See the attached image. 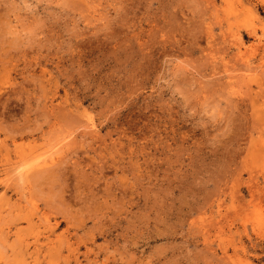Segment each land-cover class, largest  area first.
I'll return each mask as SVG.
<instances>
[{"label": "rangeland", "instance_id": "obj_1", "mask_svg": "<svg viewBox=\"0 0 264 264\" xmlns=\"http://www.w3.org/2000/svg\"><path fill=\"white\" fill-rule=\"evenodd\" d=\"M59 263L264 264V0H0V264Z\"/></svg>", "mask_w": 264, "mask_h": 264}, {"label": "bare ground", "instance_id": "obj_2", "mask_svg": "<svg viewBox=\"0 0 264 264\" xmlns=\"http://www.w3.org/2000/svg\"><path fill=\"white\" fill-rule=\"evenodd\" d=\"M214 2H215V1H214ZM211 3H212V2H211ZM229 3H230V2H229ZM208 4H209V6H210V1H209ZM213 4H215V3H213ZM213 4H211V5H213ZM218 4H219V3H218ZM204 5H205V4H204ZM221 5H222V4H221ZM207 6H208V5H207ZM207 6H206V7H207ZM222 7H223V5H222ZM217 9H218V8H217ZM212 10L217 11V10H216V7H215V9H212ZM219 10H220V8H219ZM219 10H218V11H219ZM229 10H230V9H229ZM260 10H261V9H260ZM227 11H228V10H227ZM221 12H222V11H221ZM209 13H210V12H209ZM217 13H218V12H217ZM227 13H228V12H227ZM260 13H261V12H260ZM210 15H212V13H211ZM213 15H214V14H213ZM213 15H212V16H213ZM215 15H217V14H215ZM215 15H214V16H215ZM224 15H225V14H224ZM224 15H223V16H224ZM226 15H227V14H226ZM212 16H210V17H212ZM223 16L221 15L220 18L223 17ZM227 16H228V15H227ZM227 16H226V17H227ZM215 17H216V16H215ZM215 17H214V18H215ZM214 18H213V19H214ZM220 18H219V20H221ZM216 19H217V18H216ZM224 19H225V18H224ZM223 22H224V21H223ZM217 23H218V22H217ZM239 28H240V27H239ZM246 30H247V29H246ZM226 32H227V31H226ZM253 32H255V31H253ZM209 33H210V32H209ZM221 33H222V32H221ZM237 33H238V32H237ZM242 33H243V32H242ZM224 34H225V32H223L222 36H223ZM253 34H254V33H253ZM253 34H252V35H253ZM225 35H226V34H225ZM233 35H234V38H235V36H236L235 33H234ZM233 35H232V36H233ZM247 35H248V34H247ZM218 36H219V37L214 38L215 41H216V39H218V38L221 37L220 35H218ZM226 36H227V35H226ZM236 37H237V36H236ZM225 39L227 40V42L229 41V40H228V37H226V38L224 37V40H225ZM229 39H231V38H229ZM238 39H239V38H238ZM214 40H213V41H214ZM213 41H212V43H215V45H217V44H216L217 41H216V42H213ZM219 41H220V39H219ZM222 41H223V38H222ZM222 41H221V42H217V43H219V44H221V45H222V44L225 45L224 43H227V42H225V41L222 43ZM241 41L244 42V40H242V39H241ZM210 42H211V41H210ZM234 42H235V41H234ZM237 42H239V41H237ZM208 43H209V42H208ZM232 44H233V43H232ZM234 44H235V43H234ZM239 44H240V45H239ZM239 44H238L239 46L242 45L241 43H239ZM238 45H235V46L231 45V46H232V47H236V46L238 47ZM218 46H220V45H218ZM210 47H211V46H210ZM224 47H225V46H223V48H224ZM223 48L220 47L221 50H223ZM226 48H227V47H226ZM225 50H226V49H225ZM236 50H237V49H236ZM227 51H228V50H227ZM225 52H226V51H224V53H225ZM238 52H239V51H238ZM238 52H236L237 55H238ZM240 53H241V52H240ZM225 54L227 55L228 52L225 53ZM228 55H230V53H229ZM234 56H235V55H234ZM239 56L241 57L242 55H239ZM228 57H229V56H228ZM240 57H239V58H240ZM237 58H238V57H237ZM226 59H227V58H226ZM232 59H233V58H232ZM234 59H235V58H234ZM234 59H233V61H234ZM240 60H241V59H240ZM218 61H219V60H218ZM230 61H231V60H230ZM244 61H246V60H244ZM214 62H215V61H214ZM214 62L212 61L211 63H214ZM220 62H221V61H220ZM223 62H224V61H223ZM237 62H238V59H237ZM240 62H241V61H240ZM234 63H235V61H234ZM247 63H249V62H247ZM251 63H252V62H251ZM221 64H222V63H221ZM224 64H225V63H224ZM224 64H222V65H224ZM225 66H226V64H225ZM212 67H213V66H212ZM226 67H227V66H226ZM244 67H245V66H244ZM213 68H214V67H213ZM248 68H249V67H248ZM215 69H216V67H215ZM249 69H252V68H249ZM229 74H230V73H229ZM230 76H231V75H230ZM232 77H233V76H232ZM234 77H235V76H234ZM223 78H224V77H223ZM229 78H230V77H229ZM229 78H228V79H229ZM236 78H239V77H236ZM231 79H232V78H230L229 81H230ZM233 79H234V78H233ZM233 79H232V82H233ZM240 79H242V78H240ZM218 80H219V79H218ZM220 80H221V79H220ZM220 80H219V81H220ZM234 80H235V79H234ZM221 81H222V80H221ZM228 84H229V83H228ZM230 84H232V83H230ZM247 98H249L248 95H247ZM242 101H243V100H242ZM248 101H249V99H248ZM238 102H239V101H238ZM244 102H245V101H244ZM248 103H249V102H248ZM235 104H236V103H235ZM241 104H242V103H241ZM245 104H246V103H245ZM246 105H247V104H246ZM248 106H249V105H247V107H248ZM244 107H245V106H244ZM59 114H60V113H59ZM262 123H263V122H262ZM258 124H259V123H258ZM88 134H89V133H88ZM67 137H68V136H67ZM72 137H73V136H72ZM66 141H67V139H66ZM60 149H61V148H60ZM39 156H40V155H39ZM37 159H38V158H37ZM31 161H32V160H31ZM14 164H15V163H14ZM27 164H28V163H27ZM45 164H46V163H45ZM17 165H19V164H17ZM13 169H14V168H13ZM20 169H21V168H20ZM22 169H23V168H22ZM16 170H19V169H17V166H16ZM23 171H24V170H23ZM14 172H15V171H14ZM10 174H11V173H10ZM15 174H16V173H15ZM18 174H19V173H18ZM17 176H18V175H17ZM19 176H20V174H19ZM22 176H23V175H22ZM16 178H17V177H16ZM16 178H15V179H16ZM19 179H20V178H19ZM29 179H30V178H29ZM25 183H26V182H25ZM19 203H20V202H19ZM26 204H27V203H26ZM26 204H25V205H26ZM29 205H31V204H29ZM27 206H28V205H27ZM31 208H32V207H31ZM34 214H35V213H34ZM14 215H15V214H14ZM37 215H38V214H37ZM10 219H11V218H10ZM18 220H19V219H18ZM39 220H40V219H39ZM47 222H48V221H47ZM47 222H45V223H47ZM3 224H4V223H3ZM16 224H17V223H16ZM64 245H65V244H64ZM1 250H2V249H1ZM60 250H61V249H60ZM60 250H59V251H60ZM1 255H2V254H1ZM8 262H9V261H8ZM59 264H60V263H59Z\"/></svg>", "mask_w": 264, "mask_h": 264}]
</instances>
